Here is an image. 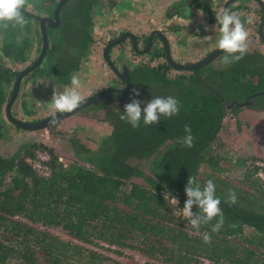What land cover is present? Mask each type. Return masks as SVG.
Masks as SVG:
<instances>
[{
	"label": "trees",
	"instance_id": "16d2710c",
	"mask_svg": "<svg viewBox=\"0 0 264 264\" xmlns=\"http://www.w3.org/2000/svg\"><path fill=\"white\" fill-rule=\"evenodd\" d=\"M35 1L50 13L60 2ZM100 2L69 0L63 6L60 25L47 29L46 64L37 75L71 84V76L90 60L94 11ZM25 17L28 23L23 28L0 25V142L7 139L11 125L19 129L4 114L20 74L7 62H28L39 40L35 22ZM220 62L221 66L212 64L177 79H169L166 72L157 77L159 71L151 70L170 87L162 97L179 100V114L162 116L150 126L141 120L137 128L119 114H109L105 121L112 134L103 139L100 150L93 152L79 139L71 141L82 164L65 167L52 149L38 144L22 146L10 157L0 155V264H124L99 251L112 248L138 250L162 259L159 264H197L195 259L200 258L216 264H264V181L256 177L260 168L247 165L244 186L232 184L222 176L223 156L214 148L228 114L240 111L236 106L228 111L227 106L251 98L253 107L264 112V56L246 52L238 62ZM185 125L194 136L192 147L177 142L185 135ZM39 151L50 156L49 178L27 163ZM150 159V175L134 164ZM202 167L207 168L204 179ZM189 177L201 187L208 180L214 182L224 219L218 232L211 229L219 217L199 229L189 226L190 233L184 230L187 223L173 215L167 197L177 198L183 208ZM139 178L144 184L132 183L126 189L129 181ZM230 191L237 197L234 204L227 202ZM199 211L193 207L194 213ZM52 228L71 239L53 234ZM246 228L252 232L246 234ZM204 233L211 234L210 243H204Z\"/></svg>",
	"mask_w": 264,
	"mask_h": 264
},
{
	"label": "rangeland",
	"instance_id": "374dc122",
	"mask_svg": "<svg viewBox=\"0 0 264 264\" xmlns=\"http://www.w3.org/2000/svg\"><path fill=\"white\" fill-rule=\"evenodd\" d=\"M33 1L31 3H28V1L26 2L25 6L27 7V11L35 15H40V5H35L37 1ZM177 1L179 0H101L100 6L94 11L95 42L90 53V60L83 65L84 68L78 73L81 80V87L78 91L84 99L93 95L99 87L110 78L109 69L106 67L101 57L105 45L124 31H131L134 34H149L152 30L156 29L163 30L167 34H169V32L173 33L171 31L173 27L170 26L172 22L168 23L166 26L164 25L166 21L164 15L165 11ZM223 2H225V0H217V15L221 11ZM254 7L255 4L251 2L250 6L246 8V11L242 9L248 14L244 22L245 29L249 33L246 41L247 50L252 51L253 49H257L264 53V44L260 42L256 33L260 20L257 8ZM207 20L208 15H201V12L197 11L189 22L174 21L176 22L174 24H182L188 29L199 25L204 34H208L209 32L212 37H215V45L217 46L218 38L216 35L218 34V29L215 30V24L207 25ZM249 21L251 22L249 23ZM206 27L208 29L207 31L205 30ZM171 38L176 39L172 35ZM202 42L203 39H200L198 43L199 46L197 47H201L200 45H202ZM2 44V36L0 35V55ZM129 47L127 43L122 49H130ZM115 52H117L116 49L114 50V53ZM36 53L37 50L35 46L32 50L30 61L21 65L7 62V65L13 70L23 71L36 60ZM174 53L177 61L185 62L186 59H189L187 52L175 51ZM200 56L201 53L193 58L195 62ZM217 64L221 66V62ZM177 74L176 71H172L171 76ZM27 83L28 81L24 86L25 90ZM34 83L35 84H32L33 87L31 88L30 94L33 99L38 101L36 105V109L38 110L37 118L44 119L52 115L55 111L51 103L54 87L62 91L65 86L63 87L49 79H40ZM18 117L24 119L23 115L20 116V114H18ZM99 117L100 119H98ZM26 119V121L29 120L28 117H26ZM11 127L12 128L9 127L8 129L7 139L0 142V155L10 157L20 151L22 146L38 144L52 149L55 154L63 160V164H67V166L75 162L82 164L74 154V147L71 143L72 140L79 139L86 147L93 152H97L101 148L103 139L112 134V126L103 121L101 115H97V112L80 113L63 121L52 130L31 132L25 130L18 131L13 128L14 126L11 125ZM214 148L223 156L222 166L225 171L222 176L228 179L232 184L244 186L243 175L246 170H248L247 168L251 162H258L264 169V112L257 110L253 106H247L240 108L237 115L228 114L224 120L218 141L214 144ZM163 150L164 149L161 151ZM152 161L153 160L150 159L139 163L134 162V164L139 165L147 175H150ZM241 161H245V165H239ZM206 172L207 168L202 167L200 171V177L202 179L205 178ZM132 183L144 184L140 178L133 179L128 182L126 189H129ZM184 227V230L190 233L192 232L188 224L186 226L184 225ZM49 231L63 239H71L61 229L52 228L49 229ZM251 232V229H245L246 234H250ZM85 246L93 249L91 245ZM105 248H108V246ZM112 249V251H108V249H99V251L103 252L111 260H118L124 264H159L161 263L159 260H162L149 257L138 250ZM117 251H120V254ZM262 252L264 253V251ZM195 260L200 261L197 264H216L205 258Z\"/></svg>",
	"mask_w": 264,
	"mask_h": 264
},
{
	"label": "flooded vegetation",
	"instance_id": "af4514ba",
	"mask_svg": "<svg viewBox=\"0 0 264 264\" xmlns=\"http://www.w3.org/2000/svg\"><path fill=\"white\" fill-rule=\"evenodd\" d=\"M27 1L28 3L29 2L31 3L33 0L32 1L27 0ZM228 1L229 0H225V2H223L220 12L226 9V4ZM251 2L255 4L254 8H257V13L259 15V20H260L259 25L257 26L256 33L258 35L260 42L264 44L261 38V35H260V28L264 20V12L261 8V5L256 0H246V1L239 0L233 3L232 5H230L227 8V10H229L230 12L239 14L242 22L244 23L245 19H247L248 17V14H246L245 11H246V8L250 6ZM35 5H40L39 7L40 15H35V14L28 12L26 6L23 9L24 13L27 16L31 17L32 20L35 22L36 31L39 33V40H38V43H36L35 45L36 50H37L36 55L37 54L38 55H37L36 60L31 65H33L38 60L39 55L42 50V37H41V30H40V22L37 18H46V17L53 18L55 15V11H56L55 9L54 11L50 13L48 8H46L44 5L37 4V3H35ZM217 9H218L217 0H206V1L204 0H201V1L200 0H179L175 2L173 6H170V8L165 11V15H164V19H166L164 25L166 26L168 23L172 22V24L171 25L169 24V25L173 27L171 28V31L173 33L169 32V34H167L163 30H156V29L152 30L149 34H145V33L134 34L131 31H124V32H121L114 39L110 40L105 45L101 53L102 61L104 62L106 67L109 69L110 78L106 81V83H104L101 87H99V89L93 95L87 98L95 97L97 95L104 94V93H108V95L101 102L84 109L80 113L97 112V115H101L103 121H105L107 116L111 113L115 115L117 114L121 115L123 113L124 105L130 101V94H131L132 89L139 90L141 94L140 96L135 97V98L141 101H148L151 98L157 97V96L162 97L164 95V91L166 89H170V87H167L165 83L158 81L157 77H161L165 72H166V77H168L169 79H177L182 76L193 75L198 70L205 68L207 66H210L212 64L216 66H220L217 63H219L222 60L221 58L224 55V53H222L218 57V59L212 62L211 64L205 67L199 68L196 71H187V72L182 71L172 66L170 63V61L172 60L178 64H185V65L194 64V63L202 61L203 59L207 58L214 52L220 50L215 45V42H216L215 37L214 36L212 37L211 34H209V32L208 34L207 33L204 34L203 30H201L199 25L188 29L182 24H174L176 23L174 21L189 22L195 15V12L198 11V12H201V15L202 14L205 16L208 15L207 25H214V24L217 25V21H216ZM242 9H244L245 11H243ZM216 27L218 29L219 25H217ZM263 32H264V26H263ZM129 34H132L135 37V40H133L132 38H129L127 36ZM170 34L174 36L176 39H172ZM125 36H127V38L123 42H120L119 44H115L112 47H110V49H108V47L112 43L119 42ZM216 37L219 38V32L216 35ZM199 38L203 39V42L201 43L202 45H200L201 47H197L199 46L198 43L200 42ZM127 43L129 44L130 49H127V48L126 50L122 49V47ZM168 47H169V50H168ZM115 49L117 50V52L114 53ZM107 50H108V58L111 61L112 65H110L108 60H106L105 58V53ZM175 51L187 52L188 53L187 56L189 57V59H186L185 62L179 61V60L177 61L175 57V53H174ZM247 52L249 53L257 52L264 56V53L257 49H253L252 51L247 50ZM200 53H201L200 58L196 60L195 62L193 58ZM44 63H45V59L41 67H43L46 64ZM31 65H29L28 67H30ZM41 67H39L36 71L31 73L26 79L23 80L22 86L18 94V98L14 104L13 114L18 120L22 122H37V121L43 120V119L37 118L38 120L35 119V120L26 121L27 120L26 117L30 118L34 114H36L38 111L36 109V105L38 104V101L33 99L32 95L30 94L31 88L33 87L32 84H35L34 82L39 81L40 79H48V78H43L37 75ZM83 68L84 66L82 67V69ZM153 69L159 71V73H157L159 74L157 77L152 76L154 75V73H151L150 71ZM172 71H176L178 74L175 76H171ZM19 72L21 73L22 71H19ZM127 79L129 82H127ZM49 80H53V79H49ZM27 81L28 83L26 86H29L28 88H29L30 95L26 94L25 89H24V86ZM53 81L56 82L55 80ZM15 83H14V87H15ZM62 86L64 87L65 85H62ZM67 86H70V85H67ZM14 87L12 88V93L10 95L9 101L12 98ZM234 103H237V105H233ZM234 103L231 106L226 107L228 111H232L234 106L238 108H244L247 106L254 105V102L251 100V98H248L243 103H238V102H234ZM245 103H247V105L241 107V105ZM141 107L143 108L144 104H142ZM117 109H119V111ZM19 113H22V115L24 116V119H20L18 117ZM4 114H5V111H4ZM232 115H235V114H232ZM98 119H100V117ZM105 122L108 123L107 121ZM60 123L56 124L49 130L54 129ZM17 130L21 131L22 129L19 128Z\"/></svg>",
	"mask_w": 264,
	"mask_h": 264
},
{
	"label": "clouds",
	"instance_id": "9594fccd",
	"mask_svg": "<svg viewBox=\"0 0 264 264\" xmlns=\"http://www.w3.org/2000/svg\"><path fill=\"white\" fill-rule=\"evenodd\" d=\"M27 0H0V25L7 28L19 26L25 27L28 23L23 9ZM217 25H219V38L217 40L218 49L222 50V63L231 64L241 60L247 52L248 31L245 29L239 14L230 12L227 9L222 10L216 16ZM251 21H249L250 23ZM216 25V26H217ZM215 26V30H217ZM207 31V27L205 28ZM71 86H65L62 91L54 87L51 99L54 108L53 117L49 123H54L56 115L71 113L81 106L84 102L83 96L78 89L81 87V80L78 74L71 76ZM137 89H132L130 101L124 105L123 113L120 115L122 121H126L133 128L140 126L141 120L146 126L156 125L162 116L172 117L179 114L180 102L174 96L153 97L148 101H141L135 97L140 96ZM144 104L142 108L141 105ZM119 111V109H117ZM185 135L178 138V143L183 146L192 147L194 136L189 125H185ZM186 201L183 208L178 214L188 219L193 228L199 229L202 224H208L214 218L219 217L216 224L212 226V232H218L223 224V213L220 208L221 200L216 196L215 184L212 180H208L201 187L195 177H189L185 186ZM237 197L234 191L229 192V203H236ZM171 205L177 206L179 201L172 197ZM199 208V213L193 212V207ZM204 243L211 242V234H203Z\"/></svg>",
	"mask_w": 264,
	"mask_h": 264
},
{
	"label": "water",
	"instance_id": "95a60500",
	"mask_svg": "<svg viewBox=\"0 0 264 264\" xmlns=\"http://www.w3.org/2000/svg\"><path fill=\"white\" fill-rule=\"evenodd\" d=\"M68 1L69 0H60L59 5L56 8L55 15H54L53 18H47V17L46 18H37L39 20V22H40V30H41V37H42V50H41V53L39 55L38 60L33 65H31L30 67L26 68L25 70H23L19 74V76H18V78L16 80V83H15V87H14L12 98L6 104V107H5L4 111H5V117H6L7 121H9L10 123L16 125L17 127L21 128L22 130L31 131V132L49 130L53 126H55L56 124H58L60 122H63V121H66V120L78 115L84 109L101 102L108 95V93H104V94L97 95L95 97H91V98L85 99L84 102L81 104V106L79 108H77L76 110H74L73 112L64 113V114H59L58 113L56 115V119H55L54 123H49V121L52 119L53 115H51V116H49L47 118H44L43 120L37 121V122H22V121L18 120L13 114V107H14V104H15L17 98H18V94H19L20 88L22 86L23 80L26 79L31 73L36 71L39 67H41V65L44 62L46 53H47V51L49 49L47 28L53 29V28H57L60 25L59 14H60V11L63 8V6H65ZM237 1H239V0H229L227 2V4H226V9L230 5H232L233 3L237 2ZM256 1L261 5V8H262V10L264 12V1L263 0H256ZM263 26H264V20H263V24L261 25V28H260V35H261V38H262V40L264 42ZM127 36L129 38H132L133 40H135V37L132 34H129ZM127 36L122 38L119 42L112 43L108 47V49H110V47H112L115 44H119L120 42H123L127 38ZM134 42H136V41H134ZM168 50H169V47H168ZM222 53H223L222 50H218V51L214 52L213 54H211L210 56H208L207 58L203 59L202 61L194 63V64H190V65L178 64V63H176V62H174L172 60L170 61V63H171L172 66H174V67H176V68H178V69H180L182 71H186V72L187 71H196L199 68L205 67V66L211 64L212 62H214L215 60H217L218 57ZM105 58H106V60H108L109 64L112 65L111 61L108 58V50L105 53ZM127 82H129L128 79H127ZM233 105H237V103H234ZM246 105H247V103L242 104L241 107L246 106Z\"/></svg>",
	"mask_w": 264,
	"mask_h": 264
},
{
	"label": "built area",
	"instance_id": "2783aa9c",
	"mask_svg": "<svg viewBox=\"0 0 264 264\" xmlns=\"http://www.w3.org/2000/svg\"><path fill=\"white\" fill-rule=\"evenodd\" d=\"M59 160H60L61 163H63V160L61 158ZM49 162H50V156L45 151L44 152L43 151H39L37 153V157L35 159H33V158H28L27 159V163H29L33 167V169L40 176H42L44 178H49L51 176V168L49 166ZM250 165L258 166L260 168V170L257 173L256 177L260 178L262 181H264V172H263L264 169H263V166L258 164V162H255V163L251 162ZM64 166L67 167V164H64ZM167 199H168L169 206H170V208L173 211L174 216H176L178 218H181V220H183L190 227H192L188 219H186L182 215L178 214L180 212V210L182 209V207L179 205V203L175 207V206L171 205V203H170L171 198L167 197Z\"/></svg>",
	"mask_w": 264,
	"mask_h": 264
},
{
	"label": "crops",
	"instance_id": "0c3cea01",
	"mask_svg": "<svg viewBox=\"0 0 264 264\" xmlns=\"http://www.w3.org/2000/svg\"><path fill=\"white\" fill-rule=\"evenodd\" d=\"M29 86H26V90H25V92H26V94H28V95H30L29 94V88H28ZM70 87V86H69ZM20 114V116L22 115V113H19ZM38 116H37V113L36 114H34L32 117H30L29 118V120H34V119H36Z\"/></svg>",
	"mask_w": 264,
	"mask_h": 264
}]
</instances>
